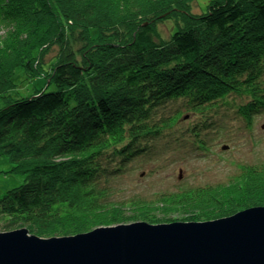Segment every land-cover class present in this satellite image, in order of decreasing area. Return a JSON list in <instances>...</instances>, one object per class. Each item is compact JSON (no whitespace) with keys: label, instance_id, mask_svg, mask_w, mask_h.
<instances>
[{"label":"trees","instance_id":"1","mask_svg":"<svg viewBox=\"0 0 264 264\" xmlns=\"http://www.w3.org/2000/svg\"><path fill=\"white\" fill-rule=\"evenodd\" d=\"M193 1L0 0V157L26 175L0 194V232L74 236L264 207V162L154 202L115 198L128 165L163 138L189 145V155L209 154L211 114L232 109L250 128L264 112V0H213L202 14L192 13ZM166 21L174 24L169 39L158 28ZM19 68L56 90L12 98ZM193 115L201 122L184 132ZM162 208L186 217L155 218Z\"/></svg>","mask_w":264,"mask_h":264},{"label":"water","instance_id":"2","mask_svg":"<svg viewBox=\"0 0 264 264\" xmlns=\"http://www.w3.org/2000/svg\"><path fill=\"white\" fill-rule=\"evenodd\" d=\"M0 264H264V207L212 221H135L74 236L0 232Z\"/></svg>","mask_w":264,"mask_h":264},{"label":"rangeland","instance_id":"3","mask_svg":"<svg viewBox=\"0 0 264 264\" xmlns=\"http://www.w3.org/2000/svg\"><path fill=\"white\" fill-rule=\"evenodd\" d=\"M211 1L213 0H194L192 13H206ZM173 26L172 21L158 25L165 39L171 36ZM6 36V27L0 26V40ZM57 54L58 48L55 47L45 57L44 67H48ZM14 82L16 87L8 94L15 99L33 95L42 88L56 90L55 85H49L41 78H30L21 68L17 69ZM5 105L6 101L0 96V108ZM220 112L211 114L208 119L211 124L208 138H211L212 152L189 155V145L179 147L173 141L174 136L169 135L158 142L155 153L136 159L128 165L124 175L115 182L118 194L116 200H126L128 203L131 200L154 202L163 195L226 183L240 173V165L264 162V112L254 116L250 128L244 119L234 116L232 109ZM200 120V117L193 115L190 123H183L180 127L184 131L188 125L200 123ZM176 134L181 135L179 132ZM224 146L228 148L223 149ZM12 168L9 158L0 157V194L19 187L26 181L25 174L10 172ZM183 215V209L170 211L162 208L155 213V218L182 219L186 217Z\"/></svg>","mask_w":264,"mask_h":264}]
</instances>
